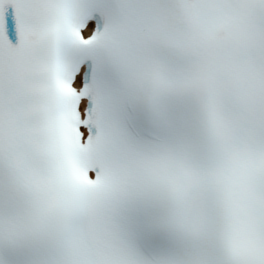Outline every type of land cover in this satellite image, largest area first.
Masks as SVG:
<instances>
[{
    "label": "snow or ice",
    "instance_id": "6c2138e0",
    "mask_svg": "<svg viewBox=\"0 0 264 264\" xmlns=\"http://www.w3.org/2000/svg\"><path fill=\"white\" fill-rule=\"evenodd\" d=\"M0 264H264V0H0Z\"/></svg>",
    "mask_w": 264,
    "mask_h": 264
}]
</instances>
